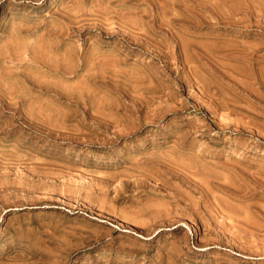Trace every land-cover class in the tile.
Returning <instances> with one entry per match:
<instances>
[{"label":"rangeland","instance_id":"obj_1","mask_svg":"<svg viewBox=\"0 0 264 264\" xmlns=\"http://www.w3.org/2000/svg\"><path fill=\"white\" fill-rule=\"evenodd\" d=\"M0 264H264V0H0Z\"/></svg>","mask_w":264,"mask_h":264},{"label":"bare ground","instance_id":"obj_2","mask_svg":"<svg viewBox=\"0 0 264 264\" xmlns=\"http://www.w3.org/2000/svg\"><path fill=\"white\" fill-rule=\"evenodd\" d=\"M99 214H101V215H105V214H103V213H99ZM108 217H109V216H108ZM119 219H120V218H119ZM121 220H122L123 222H126V219H123V218H122ZM121 220H120V221H121Z\"/></svg>","mask_w":264,"mask_h":264}]
</instances>
